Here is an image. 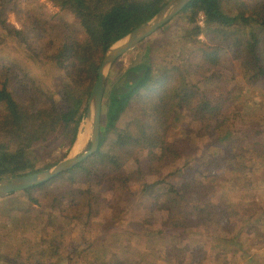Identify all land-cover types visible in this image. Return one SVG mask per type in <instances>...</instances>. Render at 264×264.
I'll list each match as a JSON object with an SVG mask.
<instances>
[{
	"label": "rangeland",
	"instance_id": "374dc122",
	"mask_svg": "<svg viewBox=\"0 0 264 264\" xmlns=\"http://www.w3.org/2000/svg\"><path fill=\"white\" fill-rule=\"evenodd\" d=\"M223 5L227 12H236L234 0H223ZM2 7L0 2V10ZM181 12L109 67L107 87L141 61L151 62L157 70L179 64L183 49L187 50L185 54L192 49V38L187 34L191 25L186 13ZM29 14L52 24L61 19L75 21L72 14L51 0H13L5 18L9 24L21 28L29 20ZM195 25L204 31L197 38L205 43H218L205 34L206 22L201 12ZM1 26L0 66L18 67L20 77L27 75L53 98L58 112L80 103L81 94L66 86L68 78L54 61L38 58ZM54 36L62 38L58 31ZM29 40L41 43L34 37ZM220 62L214 67L205 66L208 70L204 72L211 79L199 86L210 97H228L224 117L219 119L221 123L224 121L220 130L214 135L212 128L189 131L184 126L187 121H180L173 136L177 138L181 157L161 169L157 162L147 161V154L136 150L122 153L128 171L141 167L134 157L146 160L142 169L145 179L156 180L169 173L165 178L176 183L185 196L184 226L171 225L158 205L149 204L140 196L138 187L129 188L131 182H138L133 176L124 186L120 179L125 176L111 173L118 185L116 194L110 191V197H115L111 207L104 203L98 217L74 223L65 218L48 222L39 205L31 207L22 191L15 192L11 199L0 197V264H264V79L254 84L247 81L243 57L233 47L222 50ZM137 112V102H133L116 126L124 128ZM116 134V130L108 133L104 150ZM68 137L69 133L57 130L47 142L34 146L29 157L41 169L38 171L78 152L73 150L74 144L68 147ZM0 143H9V138L0 135ZM90 145L89 141L84 151ZM47 165L51 166L46 168ZM103 184V189L101 186L96 189L107 192L111 183L104 179ZM35 194L41 196L40 191ZM41 197L42 204L49 205L50 196ZM197 206L210 210L213 221L208 222L205 214L204 219L196 217ZM49 210V206L45 207V211Z\"/></svg>",
	"mask_w": 264,
	"mask_h": 264
},
{
	"label": "trees",
	"instance_id": "16d2710c",
	"mask_svg": "<svg viewBox=\"0 0 264 264\" xmlns=\"http://www.w3.org/2000/svg\"><path fill=\"white\" fill-rule=\"evenodd\" d=\"M51 1L72 14L74 23L61 19L52 24L29 14V20L18 28L5 18L8 4L13 0H0L3 5L0 24L38 58L54 61L68 78L66 86L79 92L81 101L64 112H58L53 98L27 75L20 77V71H16L18 67L0 66V135L9 138V143H0V179L41 170L29 157L30 152L36 144L47 142L57 130L65 135L69 133L68 147L75 143L105 52L115 41L152 19L168 0ZM234 1L237 5L235 13L224 9L223 0H191L188 3L181 13H186L191 25L187 29L192 38L191 51L185 54L187 50L183 49L179 64L158 70L149 61L135 63L107 87L98 150L68 171L22 191L31 207L39 205L48 222L62 218L69 222L84 218L91 220L100 215L104 203L111 207L115 197H110V191L116 194L118 187L111 174L115 173L125 176L120 179L124 186L129 184L130 176L135 177L138 182L130 181L129 188H139L140 196L149 204L158 205L171 225H185V196L176 183L165 178L169 173L156 180L145 179L142 169L146 160L142 162L134 157L141 167L128 171L122 153L136 150L147 154V161L157 162L161 169L181 157L177 138L173 136L180 121H187L184 126L189 131L212 128L214 135L220 130L224 121L221 123L219 119L224 117L228 97H210L199 86L211 79L204 72L208 70L205 66L220 65L222 50L226 47L235 48L243 57L249 83L264 79V0ZM199 12L205 14V34L218 43H205L197 38L204 33L195 25ZM244 28H248L246 34ZM56 31L62 38L54 36ZM29 37L41 43L31 42ZM57 39L60 41L56 42ZM8 71L12 73L8 74ZM193 77H196L195 81ZM133 102H137V114L126 122L124 128H118L117 122ZM113 130L117 134L104 150L106 136ZM104 179L111 183L107 192L96 189V186L103 189ZM35 191H40L41 196H50L48 212L45 211L47 206L42 204V197ZM15 194L10 193L1 199H11ZM196 208V217L204 219L205 214L208 222L213 221L210 210L207 212L202 206ZM227 256L225 253L224 257Z\"/></svg>",
	"mask_w": 264,
	"mask_h": 264
},
{
	"label": "water",
	"instance_id": "95a60500",
	"mask_svg": "<svg viewBox=\"0 0 264 264\" xmlns=\"http://www.w3.org/2000/svg\"><path fill=\"white\" fill-rule=\"evenodd\" d=\"M190 1L191 0H169L152 19L136 27L130 33L115 41L107 49L98 69V76L88 101L87 113L83 124V132L87 140L82 148L74 156L66 158L51 168L34 173L0 179V197L6 196L10 193L24 191L28 188L47 182L62 172L68 171L98 150L109 67L125 53L172 20L184 8H186ZM77 140L78 136L74 145ZM89 141L91 144L90 148L89 150L84 151Z\"/></svg>",
	"mask_w": 264,
	"mask_h": 264
},
{
	"label": "bare ground",
	"instance_id": "6f19581e",
	"mask_svg": "<svg viewBox=\"0 0 264 264\" xmlns=\"http://www.w3.org/2000/svg\"><path fill=\"white\" fill-rule=\"evenodd\" d=\"M86 140L87 139L85 137V134H84L83 128H82L81 132L78 135V140H77L76 144L74 145V149L73 150L75 152L79 151L82 148V146H83V144L85 143Z\"/></svg>",
	"mask_w": 264,
	"mask_h": 264
},
{
	"label": "built area",
	"instance_id": "2783aa9c",
	"mask_svg": "<svg viewBox=\"0 0 264 264\" xmlns=\"http://www.w3.org/2000/svg\"><path fill=\"white\" fill-rule=\"evenodd\" d=\"M201 17L205 19V14L203 12H201Z\"/></svg>",
	"mask_w": 264,
	"mask_h": 264
},
{
	"label": "crops",
	"instance_id": "0c3cea01",
	"mask_svg": "<svg viewBox=\"0 0 264 264\" xmlns=\"http://www.w3.org/2000/svg\"><path fill=\"white\" fill-rule=\"evenodd\" d=\"M264 246V245H263ZM262 246V248L264 249V247ZM261 248V247H260Z\"/></svg>",
	"mask_w": 264,
	"mask_h": 264
}]
</instances>
